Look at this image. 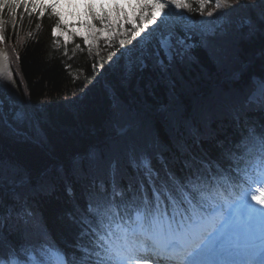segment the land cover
Here are the masks:
<instances>
[{"label":"trees","instance_id":"1","mask_svg":"<svg viewBox=\"0 0 264 264\" xmlns=\"http://www.w3.org/2000/svg\"><path fill=\"white\" fill-rule=\"evenodd\" d=\"M15 11L22 17L15 33L9 9L2 13L7 22L2 44L9 56L19 57L15 83L0 76V84L7 85L0 87L5 101L0 189L6 202L4 236L13 244L33 243L35 236L10 215L8 202H26L57 243L72 242L76 208L86 206L89 191L114 183L143 186L148 180L132 166L133 157L147 154L154 175L171 170L183 176L189 162L193 170L207 168L209 161L219 168L215 158L221 147L233 148L247 126L264 124L260 104H247L253 80L264 79L261 0H233L227 20L166 74L145 57L144 69L131 76L115 70L104 75L108 67L80 37L67 40L64 56L66 40L53 36L57 17L50 8L43 15L39 7L29 8L30 15L23 7ZM77 44L82 51L73 56ZM17 100L26 111L23 123L12 118ZM233 155L239 158L235 149ZM236 159L221 164L235 168Z\"/></svg>","mask_w":264,"mask_h":264},{"label":"snow or ice","instance_id":"2","mask_svg":"<svg viewBox=\"0 0 264 264\" xmlns=\"http://www.w3.org/2000/svg\"><path fill=\"white\" fill-rule=\"evenodd\" d=\"M62 2L72 3V0H51L49 3L0 0V43L5 41L7 22L2 16L5 7L12 17L14 33L15 21L22 20L16 9L23 7L30 15L29 8L39 7L43 15L47 7L57 17L53 36L62 35L61 25L68 26L63 14L57 11ZM98 2L100 0H84L85 15L118 35L115 29L123 30L124 23L120 22L119 15L113 23H108L109 13L103 2L100 3L101 13L94 11ZM111 3L120 7L117 0ZM196 3L203 13L209 0H196ZM129 6L139 19V25L134 20L128 21L132 24V28L126 30L131 33L129 43L136 40L139 45L151 41L150 49L142 51L140 56L154 59L155 65L165 74L177 60L189 57L195 46L188 42L192 39L190 33L195 32L203 39L215 31L210 27L213 21H200L198 30L192 24H182L191 17L181 9L189 13L196 11L190 0H135V4ZM231 7L232 0H215L214 8L207 14L213 16L217 9ZM221 15L223 13L217 19ZM149 25L155 27L149 29ZM85 26L95 27L90 21ZM36 27L38 30L40 25ZM250 30L254 31V26L250 25ZM28 35L31 37L32 33ZM82 38L90 52L93 43L90 35ZM53 43L59 47L57 41ZM119 44L123 47L125 39H119ZM77 50L82 51L79 44L73 49V56ZM63 55L68 56L67 40ZM4 59L7 60L6 55ZM6 79L12 81L11 72L6 73ZM253 84L255 90L247 104L251 107L259 103L260 110L264 111V79H254ZM0 87L7 85L0 84ZM12 118L23 123L26 113L14 110ZM4 120L5 101L0 97V123ZM241 143L243 149L238 147ZM234 149L239 154L238 159L233 155ZM215 159L219 168L209 161L207 168L193 170L194 162H189L186 174L178 176L171 170L163 175L155 170L154 175L147 154L133 157L132 166L142 174L146 172L148 180L143 186L114 183L111 188L100 185L89 191L86 206L76 208L77 231L72 242L57 243L26 202H8L10 215L14 213L17 221H22L35 236L33 243L13 244L4 236L6 202L0 189V255L5 257L0 264H264V124L259 129L255 124L247 126L241 140L233 148L221 147ZM232 159H236L235 168L231 164L223 168L221 161ZM68 192L72 195L71 186Z\"/></svg>","mask_w":264,"mask_h":264},{"label":"rangeland","instance_id":"3","mask_svg":"<svg viewBox=\"0 0 264 264\" xmlns=\"http://www.w3.org/2000/svg\"><path fill=\"white\" fill-rule=\"evenodd\" d=\"M101 1L105 5V10L109 13L108 23H113L118 15L120 17V22L124 23L123 30L116 27L115 31L119 33L118 35H113L112 32L103 29L99 21L93 20L90 16L85 15L87 9L85 8L84 0H72V3L62 2L57 9V11L63 14L64 20L68 25L67 28H65L64 25H61L59 31L63 34L60 36H62L65 40H72L74 37L82 38L83 35H90V38L93 41L91 47L92 53L101 60L103 67H108V70L104 71V75H112V71L115 70L119 73V75L131 76L135 72L144 69L146 59L145 57L142 59L140 53L145 51L147 45L151 43V41H145L143 44L137 45L136 40H132L131 43H129L131 33L126 30L131 29L132 24L128 21L134 20L135 23L139 25L138 15L134 16L133 7L129 6L130 4H135V0H117L120 5L119 8L115 7V5L111 3V0ZM249 1L254 2V0ZM42 2L49 3L51 0H42ZM190 3L196 11L189 13L187 9H181L182 12L191 17V20L183 21L182 24H192L198 30L200 27V21H213V24L210 27L216 30V28L222 25V22L227 20L226 11L228 8L217 9L216 12L213 13V16H208L207 13L215 6V0H209V3L206 4L203 13L200 12L196 0H190ZM94 11L101 13L99 2L96 4ZM136 12L138 13L139 9H136ZM220 13H223V15L217 19V16ZM88 21L95 26L94 29H90L85 26V23ZM153 27H155V25H149V29ZM97 29L99 31H96ZM74 33L79 34L74 35ZM190 35L192 36V39L188 42L195 46L199 45L201 41L200 38L202 37L195 32L190 33ZM141 36H144V33H142ZM109 37H111V39H109ZM121 38L125 39V45L123 47L119 44V39ZM139 39L140 38L138 37L137 40ZM0 45V47H4L2 43H0ZM133 45L137 46L133 48ZM126 49H132V51L126 52ZM121 53H124V55H121ZM110 54L112 55L110 56ZM9 60L12 68L17 71V58L13 53L9 56ZM10 72L12 73V81H14L15 77L13 69ZM235 74L237 75L238 73ZM3 78L6 79V76H3ZM17 104L19 105L17 110H23L26 113L19 100H17ZM125 129L127 130V128ZM125 129L123 130L125 131ZM123 130H121V132H123Z\"/></svg>","mask_w":264,"mask_h":264},{"label":"bare ground","instance_id":"4","mask_svg":"<svg viewBox=\"0 0 264 264\" xmlns=\"http://www.w3.org/2000/svg\"><path fill=\"white\" fill-rule=\"evenodd\" d=\"M7 56V60L4 59V56ZM12 66L10 65V60L8 56V52L4 47H0V75L6 76L7 72L12 70Z\"/></svg>","mask_w":264,"mask_h":264},{"label":"water","instance_id":"5","mask_svg":"<svg viewBox=\"0 0 264 264\" xmlns=\"http://www.w3.org/2000/svg\"><path fill=\"white\" fill-rule=\"evenodd\" d=\"M125 131H126V129H125ZM124 130H123V132H125Z\"/></svg>","mask_w":264,"mask_h":264}]
</instances>
